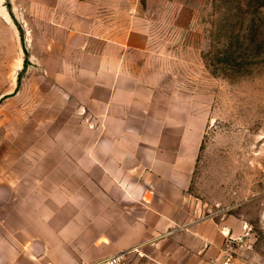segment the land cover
Returning a JSON list of instances; mask_svg holds the SVG:
<instances>
[{
    "label": "crops",
    "instance_id": "0c3cea01",
    "mask_svg": "<svg viewBox=\"0 0 264 264\" xmlns=\"http://www.w3.org/2000/svg\"><path fill=\"white\" fill-rule=\"evenodd\" d=\"M127 8L124 22L123 7L106 0L36 6L44 50L35 63L80 106L83 131L70 178L51 181L56 196L9 203L14 220L0 264H87L119 252L121 264H186L187 253L202 264L223 247L218 224L197 219L189 204L201 123L188 115L185 90L159 79L170 64L156 63L152 39ZM29 183L37 189L41 180Z\"/></svg>",
    "mask_w": 264,
    "mask_h": 264
},
{
    "label": "rangeland",
    "instance_id": "374dc122",
    "mask_svg": "<svg viewBox=\"0 0 264 264\" xmlns=\"http://www.w3.org/2000/svg\"><path fill=\"white\" fill-rule=\"evenodd\" d=\"M41 1L0 0V263L7 220H14L9 203L20 195L56 196L51 181L70 178L74 136L83 131L80 106L67 88H51L35 63L44 50L34 20ZM240 2L106 0L123 7L124 22L133 8L156 63L170 64L171 75L159 79L185 90L188 115L201 123L189 204L224 236L223 247L202 264H264V0L249 8ZM31 165L43 172H27ZM34 176L37 189L29 183ZM190 255L185 263L199 264Z\"/></svg>",
    "mask_w": 264,
    "mask_h": 264
},
{
    "label": "built area",
    "instance_id": "2783aa9c",
    "mask_svg": "<svg viewBox=\"0 0 264 264\" xmlns=\"http://www.w3.org/2000/svg\"><path fill=\"white\" fill-rule=\"evenodd\" d=\"M126 252H119L111 256L102 258L96 262H90L87 264H121L125 258Z\"/></svg>",
    "mask_w": 264,
    "mask_h": 264
},
{
    "label": "trees",
    "instance_id": "16d2710c",
    "mask_svg": "<svg viewBox=\"0 0 264 264\" xmlns=\"http://www.w3.org/2000/svg\"><path fill=\"white\" fill-rule=\"evenodd\" d=\"M241 2V6H246V8H249V7H251L252 5L251 4H253V2H254V0H240ZM261 7H263V9H264V3L263 4H261ZM20 32H21V37H22V40L24 39V34H23V32H22V30H20ZM25 53H26V59H25V67H24V69L27 67V65L29 64V59H28V52H27V50H25Z\"/></svg>",
    "mask_w": 264,
    "mask_h": 264
}]
</instances>
